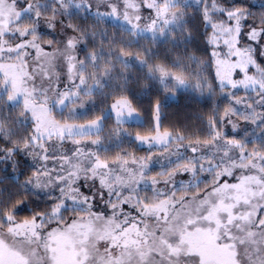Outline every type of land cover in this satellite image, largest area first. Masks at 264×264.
I'll use <instances>...</instances> for the list:
<instances>
[{
	"label": "snow or ice",
	"instance_id": "1",
	"mask_svg": "<svg viewBox=\"0 0 264 264\" xmlns=\"http://www.w3.org/2000/svg\"><path fill=\"white\" fill-rule=\"evenodd\" d=\"M254 7L0 0V264H264Z\"/></svg>",
	"mask_w": 264,
	"mask_h": 264
},
{
	"label": "rangeland",
	"instance_id": "2",
	"mask_svg": "<svg viewBox=\"0 0 264 264\" xmlns=\"http://www.w3.org/2000/svg\"><path fill=\"white\" fill-rule=\"evenodd\" d=\"M250 2L253 3L255 6H258L264 3V0H250Z\"/></svg>",
	"mask_w": 264,
	"mask_h": 264
},
{
	"label": "trees",
	"instance_id": "3",
	"mask_svg": "<svg viewBox=\"0 0 264 264\" xmlns=\"http://www.w3.org/2000/svg\"><path fill=\"white\" fill-rule=\"evenodd\" d=\"M253 10H254V11H259V10H260V5L255 6ZM183 103H184V101L181 99V101H180V105H182ZM177 107H178V106H177Z\"/></svg>",
	"mask_w": 264,
	"mask_h": 264
}]
</instances>
